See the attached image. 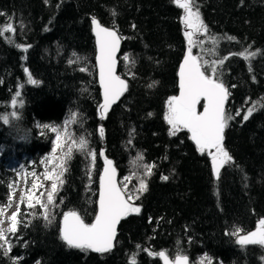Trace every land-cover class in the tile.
I'll use <instances>...</instances> for the list:
<instances>
[{
    "label": "trees",
    "instance_id": "obj_1",
    "mask_svg": "<svg viewBox=\"0 0 264 264\" xmlns=\"http://www.w3.org/2000/svg\"><path fill=\"white\" fill-rule=\"evenodd\" d=\"M195 4L208 35L217 41L203 58L229 57L217 66V76L230 92L226 112L232 119L224 146L233 162L219 179L211 158L197 150L189 133L170 135L164 120L168 98L179 92L178 71L187 46L183 10L174 0H0V26L11 18L16 29L0 36V116L17 111L20 117H10L9 124L0 120V216L15 202V164L29 168L30 162L39 163L52 151L55 134L42 126L61 127L76 114L70 122L73 150L63 165V184L50 206V222L41 215L43 209L29 208L20 198L19 239L12 237L7 256L0 249V264H13L14 257H23L17 264H131L133 257L135 264H161L149 251H164L172 258L186 255L190 264H208L205 257L211 264H264V246L241 247L235 236L225 234L239 228L245 235L264 219V0ZM92 17L121 36L118 73L128 82L122 100L104 119ZM17 45L31 47L25 52ZM245 50L257 54L249 59L229 56ZM29 73L38 84L28 83ZM17 91L20 96L12 108ZM248 95L258 105L245 121L254 102ZM81 139L86 141L83 150ZM103 148L118 170L120 185L125 177L130 178V192L141 179L147 184L133 201L140 212L122 221L110 252L69 248L60 239L63 214L76 211L86 223L94 221ZM91 150L97 154L95 164L87 155ZM149 164L155 167L146 176ZM9 185L14 195L7 207Z\"/></svg>",
    "mask_w": 264,
    "mask_h": 264
},
{
    "label": "snow or ice",
    "instance_id": "obj_2",
    "mask_svg": "<svg viewBox=\"0 0 264 264\" xmlns=\"http://www.w3.org/2000/svg\"><path fill=\"white\" fill-rule=\"evenodd\" d=\"M47 3L48 0H45ZM174 4L179 9L183 10L181 16V22L184 25V35L187 39V51L184 56L183 62L179 69V95L171 96L168 98L167 111L164 115V120L170 126L169 134L175 136L178 131L186 129L190 133V139L195 143L197 150L201 154H207L211 158V166L214 176L219 179L220 170L225 164H231L232 157L223 147V133L227 126L228 120L232 119L225 109V102L230 95L229 89L217 76V66L223 65L224 61L229 57H221L217 60L204 59L203 56L194 55L193 47L199 46L204 48L203 40L193 39L196 34H207V26L201 19L199 7L195 4V0H174ZM115 15V13H113ZM93 30L96 35V43L98 47V55L96 57L99 66V78L100 86L103 90V103L99 105L100 118L104 119L105 114L111 105L115 104L119 98L127 91L128 84L120 76L116 75L117 58L116 54L119 50L121 37L117 34L116 30L104 27L95 18H92ZM135 27V25H133ZM16 31L15 26L11 23V18L5 22L3 26H0V36L5 33L14 34ZM11 43V35L6 37ZM209 39L213 44H216V38L209 36ZM228 39H234L228 37ZM21 47L23 51H27L28 46L17 45ZM210 51V49H209ZM256 52H248L245 50L241 53H230L231 55H240L244 59H249L255 56ZM125 61L129 60L128 55H124ZM69 60V63H72ZM81 71H86L85 68H81ZM27 73L28 70L25 69ZM28 83L38 84L39 82L34 80L31 74H28ZM152 87V85H149ZM232 87H235L233 85ZM20 96V92L17 91L16 95L11 101V107L15 108L17 104V97ZM203 101V102H202ZM248 101H246L247 103ZM200 106L202 110L198 111L197 106ZM22 106V105H21ZM257 106L256 102L252 103V106L247 109L246 114L243 116V120H248L252 115L254 108ZM236 115H240V111L236 112ZM10 117L19 120L17 111L4 114L0 116V120L4 124H9ZM76 114L71 113L70 119H66L64 126L57 127L53 125H43L44 129H49L54 135L52 141L53 148L52 153L55 154L58 149H63V140L66 134V125L69 122H74ZM62 128L65 131H62ZM101 137H103L104 129H99ZM131 139L129 144H131ZM76 142L73 141V146ZM86 146V141L81 139L79 141V149L83 150ZM72 148L68 149L65 155H70ZM91 157L92 163L95 164L96 152L91 150L87 153ZM101 157H104V152L99 153ZM64 160L61 159L58 167L61 169L59 172L56 168L46 172L43 175V179L52 180L50 190L47 191L46 202L35 196L32 191L39 187H43L42 184L38 185L37 182H32L31 189L28 190L29 195L21 197V202L27 200V206L29 208H35L37 205L43 209L41 215L46 221L50 222V206L55 204L54 196L58 192V185H62L63 181L60 176L63 175ZM104 169L100 176V190H99V209L95 215V219L92 223H86L76 211H68L63 214V223L60 229V239L69 248L79 249L81 251H92L97 253H107L113 248V241L116 238V226L119 221L129 215L130 213H139L140 208L133 206V201L139 199V194H142L147 190V184L143 179L139 182V187L134 191H129L127 188V181L129 177L124 178V183L118 186L115 179L116 169L113 167V162L107 158H104ZM154 164L145 166V175L150 176ZM35 175V174H34ZM40 178L37 177V181ZM162 180L167 181L168 176H162ZM10 192L8 194L7 207L11 206L14 191L13 185H9ZM43 193H41V196ZM35 200V203H33ZM3 209H0L2 212ZM20 215V207L18 205L17 212L13 213L10 217V227L4 229L0 227V249L3 250L5 256L11 252L13 244L12 237H19L16 235L18 228L17 225L23 223L22 220H18L17 216ZM3 224V220L0 219V225ZM26 226V225H25ZM241 229L237 228L232 232H226V235L235 236V243L238 246L245 247L247 245H261L264 246V219H261L256 227L255 231L248 232L245 235H240ZM139 245L137 248L139 249ZM148 251V249H143ZM149 255H159L163 260V264H188V257L186 255L177 254L174 261L170 262L168 256L164 251L157 253L148 252ZM13 264H17L23 257H14ZM211 264V260L207 257L204 258ZM39 264V262H37ZM131 264H135V257H133ZM203 264V262H202Z\"/></svg>",
    "mask_w": 264,
    "mask_h": 264
},
{
    "label": "rangeland",
    "instance_id": "obj_3",
    "mask_svg": "<svg viewBox=\"0 0 264 264\" xmlns=\"http://www.w3.org/2000/svg\"><path fill=\"white\" fill-rule=\"evenodd\" d=\"M184 31V30H183ZM193 39L195 40H203L204 41V48L201 49V47L196 46L193 47L192 51L194 55H199V56H204V52H208L211 53L213 47L215 44H213L211 42V40L209 39V35L207 34H196L194 35ZM187 49V46H186ZM210 49V51H209ZM186 53V52H185ZM166 111H167V104H166ZM64 126L61 125V127ZM226 129V127H225ZM224 129V131H225ZM186 130V129H183ZM62 131H65L64 128H62ZM187 131V130H186ZM190 133H189V137H190ZM63 140V149H58L57 152L55 154L51 152H49L47 155H45L41 161L39 163L32 161L29 164V173L27 174L26 172V183H27V195L31 194L28 192L29 189H31V185L32 182H37L38 185L42 184L43 187H39L37 189L32 190L35 193L36 197H39L41 200H45V198L47 197V191L50 189L49 186H51L52 180H45L43 179V175L46 172L51 171L53 168H56V170L59 172L61 169L58 167L59 162L61 159L64 160V164H65V160L67 158L68 155H65V153L68 152V149L71 147L72 145V139H71V132H70V122L66 125V134L65 137L62 138ZM195 144V143H194ZM223 147H224V143L222 142ZM225 149V147H224ZM226 150V149H225ZM227 151V150H226ZM2 153V149L0 148V154ZM206 154V153H205ZM63 164V165H64ZM15 171L18 172V168H16V165L14 166ZM35 174V175H34ZM37 177H39L40 179L37 181ZM61 178V176H60ZM21 179H19V175H17V181L20 182ZM41 193H43V195L41 196ZM21 194L19 193H15L14 195V199L18 200ZM21 198V197H20ZM35 203V200H33ZM0 219L3 220V217L0 216ZM10 220V217L7 218ZM4 223H6L7 228L10 227L11 222H8L6 220H3ZM6 226L4 224L1 225V227H3L4 229H7Z\"/></svg>",
    "mask_w": 264,
    "mask_h": 264
},
{
    "label": "water",
    "instance_id": "obj_4",
    "mask_svg": "<svg viewBox=\"0 0 264 264\" xmlns=\"http://www.w3.org/2000/svg\"><path fill=\"white\" fill-rule=\"evenodd\" d=\"M92 18H93V17H92ZM92 18H91V22H92ZM97 20H98V19H97ZM98 21H99V20H98ZM99 22H100V21H99ZM101 25H102V24H101ZM102 26H103V25H102ZM104 27H105V26H104ZM184 31H185V28H184ZM92 32H93V35H94V37H95V39H96V35H95L94 30H93V25H92ZM117 34H118V33H117ZM96 46H97V43H96ZM187 46H188V45H187ZM120 49H121V43H120V46H119V50H118V52H117V54H116V58H117L116 75H118V76H120L119 73H118V67H119V60H118V58H119V55H120ZM186 51H187V49H186ZM185 54H186V53H185ZM97 55H98V47H97ZM97 55H96V57H97ZM183 59H184V58H183ZM182 62H183V60H182ZM182 62H181V63H182ZM96 63H97V60H96ZM97 71H98V82H99V86H100L99 66H98V63H97ZM120 78L123 79L121 76H120ZM178 78H179V73H178ZM124 80H125V79H124ZM125 81H126V80H125ZM126 82H127V81H126ZM127 84H128V82H127ZM100 89H101L102 103H103V90H102L101 86H100ZM127 89H128V88H127ZM179 91H180V90H179ZM125 93H126V91L123 93V95L119 98V100H118L115 104L111 105V107L108 109V111L106 112V114L109 113V112H111V110H112L115 106H117V105L119 104V102L122 100V98H123V96L125 95ZM178 95H179V92H178ZM178 95H177V96H178ZM228 98H229V96H228ZM228 98H227V100H226V102H225V109H226V105H227ZM202 102H203V101H202ZM102 103H101V104H102ZM197 110H199V105L197 106ZM201 110H202V109H201ZM99 111H100V109H99ZM99 129H100V128H99ZM103 137H104V134H103ZM223 137H224V133H223ZM223 140H224V138H223ZM102 151L104 152V157H102V159H103V169H104V167H105V165H104V158H107V159L111 160L112 162H113V160L110 159V158L106 155V150H105V149H103ZM113 167H115V169H116V177H115V179H116V181H117V183H118V186H120V184H119V180H118V170H117V168H116L114 162H113ZM102 173H103V170H102ZM102 173H101V175H102ZM99 188H100V186H99ZM98 209H99V205H98ZM127 216H128V215H127ZM127 216L123 217V218L119 221V223L117 224V226H116V238H115V240L113 241V245H114V246H115V243H116V240H117V237H118L120 224L122 223V221H123ZM62 223H63V218H62V221H61V227H62ZM114 246H113V248H114ZM96 253H97V252H96ZM165 253H166V252H165ZM166 255L168 256L170 262L174 261L175 258H172V257L169 256L167 253H166ZM187 257H188V256H187ZM158 258L160 259L161 264H163V260L159 257V255H158ZM188 264H190V258H189V257H188Z\"/></svg>",
    "mask_w": 264,
    "mask_h": 264
},
{
    "label": "bare ground",
    "instance_id": "obj_5",
    "mask_svg": "<svg viewBox=\"0 0 264 264\" xmlns=\"http://www.w3.org/2000/svg\"><path fill=\"white\" fill-rule=\"evenodd\" d=\"M182 25H183V24H182ZM110 29H112V28H110ZM113 30H115V29H113ZM183 30H184V25H183ZM183 32H184V31H183ZM117 33H118V32H117ZM118 35H119V34H118ZM119 36H120V35H119ZM120 37H121V36H120ZM185 39H186V37H185ZM186 42H187V39H186ZM120 43H121V47H122V43H123L122 38H121V40H120ZM120 53H121V49H120ZM119 56H120V55H119ZM118 60H119V58H118ZM179 69H180V67H179ZM178 73H179V71H178ZM123 79H124V78H123ZM248 96H249L248 98H250V99L255 98V97H252V96H250V95H248ZM253 101L256 102V103H258V100H257V99H253ZM257 105H258V104H257ZM100 127H103V129H105L103 125H100L99 128H100ZM104 133H105V130H104ZM224 134H225V131H224ZM223 143H224V140H223ZM224 147H225V146H224ZM103 149H104V148H103ZM103 149H102V150H103ZM225 149H226V148H225ZM102 150H101V151H102ZM105 150H106V149H105ZM227 165H229V164H225V165L221 168V170H220V177H221V173H222V171H223V168L226 167ZM220 177H219V178H220ZM99 190H100V188H99ZM98 201H99V198H98Z\"/></svg>",
    "mask_w": 264,
    "mask_h": 264
},
{
    "label": "flooded vegetation",
    "instance_id": "obj_6",
    "mask_svg": "<svg viewBox=\"0 0 264 264\" xmlns=\"http://www.w3.org/2000/svg\"><path fill=\"white\" fill-rule=\"evenodd\" d=\"M201 110V108H200V106H199V110L198 111H200Z\"/></svg>",
    "mask_w": 264,
    "mask_h": 264
}]
</instances>
